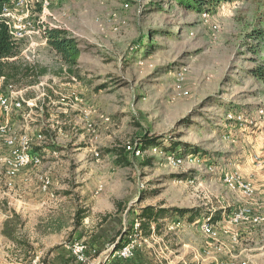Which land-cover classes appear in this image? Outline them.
Here are the masks:
<instances>
[{"label": "rangeland", "instance_id": "rangeland-1", "mask_svg": "<svg viewBox=\"0 0 264 264\" xmlns=\"http://www.w3.org/2000/svg\"><path fill=\"white\" fill-rule=\"evenodd\" d=\"M28 10L35 33L20 47L33 46L20 61L31 72L0 81V95L21 103L0 109V124L31 139L50 197L41 214L19 217L14 149L0 136V264H46L45 251L19 263L31 241L38 252L82 242L89 263L134 233L137 264H264V222H231L245 206L264 217V85L250 74L264 0L223 2L207 21L177 0H34ZM42 24L75 40V64L36 33ZM230 174L251 184V200L227 188ZM145 208L169 216L139 232Z\"/></svg>", "mask_w": 264, "mask_h": 264}, {"label": "built area", "instance_id": "built-area-1", "mask_svg": "<svg viewBox=\"0 0 264 264\" xmlns=\"http://www.w3.org/2000/svg\"><path fill=\"white\" fill-rule=\"evenodd\" d=\"M34 0H10V3L6 5L2 10V17L8 26L9 34L12 41L16 44H20L22 41L31 38L35 32H33L29 27V21L27 20L28 9H30V3ZM47 7V3L44 2L42 9ZM203 21H207L208 14L203 13L200 15ZM46 25L42 24V28L37 30L38 33H42L46 28ZM50 28V27H48ZM55 28V27H53ZM215 28V27H213ZM2 81V78H0ZM19 109L21 108L20 102L10 103L8 98L0 95V109L7 112L9 109ZM8 128L5 124H0V136L4 138V143L13 151V157L11 160L6 162V166L10 173L14 174L17 171H21L29 166L37 167L40 165V157L37 155H32L29 151L31 145V139L28 135L20 134L19 136H7ZM41 138V136H38ZM261 148L264 149V140L261 142ZM129 149V147H128ZM138 154V151H136ZM170 163L173 167H179L182 164V160L179 158L171 159ZM255 164L257 168L264 169V157H256ZM41 188L46 191L49 188L50 181L48 179H40ZM225 183L229 190L238 191L247 200H251L254 196V189L250 183L244 180L238 174L226 175ZM262 191L264 192V184L261 185ZM231 222L234 225H240L243 223H250L253 225H259L264 222V217L255 216L253 210L250 206H245L238 212L234 213ZM137 230V228H135ZM203 233L209 236H214L215 231L210 223H203L201 225ZM134 249L133 240L121 247L120 249L113 252V256L122 259L130 258L132 255V250ZM70 253L71 264H86L88 259L85 256V245L80 243H74L68 246ZM216 264H246V262H233V261H221Z\"/></svg>", "mask_w": 264, "mask_h": 264}, {"label": "trees", "instance_id": "trees-1", "mask_svg": "<svg viewBox=\"0 0 264 264\" xmlns=\"http://www.w3.org/2000/svg\"><path fill=\"white\" fill-rule=\"evenodd\" d=\"M178 4L185 10H191L195 13L201 15L203 13L213 14L219 4L223 2H229L231 0H177ZM10 3V0H0V78L6 86H12V82H20L23 79L30 76L31 72L30 67L23 64L21 60V47L20 44L14 43L9 34L8 26L6 25L3 17L2 10L3 8ZM42 35L49 46V48L59 57L61 63L66 66H71L75 64V57L79 54V49L76 45L74 39L70 38L67 32L60 28H48L46 27ZM250 39L257 40L258 42L263 43L262 49H251L255 54L261 52V60L250 69V74L256 80L261 82L264 85V30L263 29H254L250 34ZM33 85V82L29 83ZM20 85V84H19ZM22 87V86H21ZM21 89V88H19ZM143 144L149 142L148 138H144L141 141ZM120 155V154H119ZM119 164H127L125 160L117 161ZM148 163H146L147 165ZM169 216L167 211H159L156 213L152 212V209L145 208L141 219L148 220L147 222H142L137 229L139 232L144 230L146 227H149L150 222H157L158 219H164ZM183 217V215H181ZM194 217H190L189 222L194 221ZM159 228V227H157ZM130 234V233H129ZM137 234V232H136ZM150 232L145 233V236H150ZM135 237L134 234H130L129 238L122 239L118 243H115V240L112 242L115 243L114 251L120 249L125 244L129 243L132 238Z\"/></svg>", "mask_w": 264, "mask_h": 264}, {"label": "crops", "instance_id": "crops-1", "mask_svg": "<svg viewBox=\"0 0 264 264\" xmlns=\"http://www.w3.org/2000/svg\"><path fill=\"white\" fill-rule=\"evenodd\" d=\"M33 43L30 44L29 49L24 48L21 50V57L25 56L26 52L31 50ZM27 85L25 87H30ZM20 117L24 118L22 114ZM39 173H44L43 166L41 168L29 166L19 171V217H31L34 214H41L47 208V200L49 195L41 189ZM27 250L24 254L19 255V263L33 262L40 257L39 253H46V264H71L70 253L67 247H60L59 249L53 248L52 244L45 243L42 246L41 252L34 251L33 248L38 244L31 241L28 242ZM20 251V249H19ZM30 251H32L30 253ZM26 254V255H25ZM27 254H30L27 256ZM136 258L130 257L122 259L113 256V253L107 252V255H100L92 259L87 264H137Z\"/></svg>", "mask_w": 264, "mask_h": 264}, {"label": "water", "instance_id": "water-1", "mask_svg": "<svg viewBox=\"0 0 264 264\" xmlns=\"http://www.w3.org/2000/svg\"><path fill=\"white\" fill-rule=\"evenodd\" d=\"M112 252H113V251H112ZM112 252H111V253H112Z\"/></svg>", "mask_w": 264, "mask_h": 264}]
</instances>
